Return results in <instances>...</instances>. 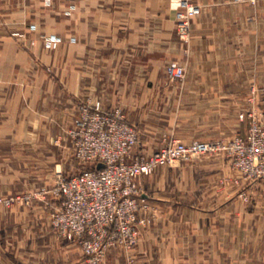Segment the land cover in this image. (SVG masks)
Segmentation results:
<instances>
[{"label":"crops","instance_id":"0c3cea01","mask_svg":"<svg viewBox=\"0 0 264 264\" xmlns=\"http://www.w3.org/2000/svg\"><path fill=\"white\" fill-rule=\"evenodd\" d=\"M179 1L0 0V163L2 157H7L2 155L1 147L8 143L55 147L53 138L73 125L81 104H99L105 111L122 106L128 118L145 110L151 113L147 109L161 92L158 84L165 79L168 62L183 60V43L175 34ZM214 1L221 0L208 2ZM214 8L204 10L193 20L188 68L179 96L180 112L185 114L214 112L211 110L217 94L220 98L225 94L215 89L216 83H225L224 75L220 72L218 78L217 69H213L216 46L232 50V46L241 44L242 28L235 31L231 23L230 28L227 22L222 24L220 18L227 19L230 14ZM21 34L34 44L17 37ZM41 35L59 38V47L47 49L43 40L39 41ZM226 92L232 93L230 89ZM11 130L40 134L27 143L24 138L8 140ZM53 151L49 149V159ZM54 155L53 152L52 159ZM3 176L0 173V178ZM201 178L208 179V175ZM177 189L176 202L163 199V204L175 207L178 224L191 229V234L186 232L177 239L178 251L182 246L184 251L189 240L199 242L195 228H207L205 241L215 243V215L231 209V205L215 204L213 187ZM6 192L5 178L0 180V194ZM51 203L50 198L35 199L26 211L0 213V264H80L79 250L49 226ZM225 223L226 220L224 228ZM231 236L224 237L230 242ZM212 253L209 250L207 255H193L211 260ZM107 257L109 264L124 263L117 250H111ZM153 257L170 256L150 247L137 258L143 260L135 264H152Z\"/></svg>","mask_w":264,"mask_h":264},{"label":"rangeland","instance_id":"374dc122","mask_svg":"<svg viewBox=\"0 0 264 264\" xmlns=\"http://www.w3.org/2000/svg\"><path fill=\"white\" fill-rule=\"evenodd\" d=\"M191 1L200 8V13L197 16H200L204 10L215 7L214 9L218 12L230 14L227 19L220 18L222 24L227 22L226 26L230 28L232 25L235 31L242 28L241 46L234 45L232 50H223L219 45L216 46V66L213 69H217L218 78L220 72L224 75L225 83H216L215 89L216 91H225V94L221 95L224 97L220 98L217 94L218 98L213 102L214 110H211L214 111L213 113L185 114L180 112L179 96L188 68L190 33L188 43L182 42V62L172 59L167 64L177 63L183 66L185 69L184 78L170 82L166 78L165 68V79L161 84H158L159 87H162L161 92L156 94L157 98H153L152 104L147 109L151 113L147 114L143 109L145 110L143 114L138 113L128 118L122 106L110 110H120L124 122L136 129L138 142L132 152L134 159L150 156L176 141L185 144L192 142L226 144L235 138L245 137L250 120L240 121L239 114L242 112L258 114L264 110V0H221L210 2L212 4H209L210 0H202L201 3L198 0ZM21 36L27 44H34L28 36L17 35L18 38H22ZM243 39L246 40V45H244ZM39 41L42 42V35L39 36ZM59 44L55 49H47L56 50ZM229 89L232 93L226 92ZM82 105L84 104L78 107L77 115L72 121L73 125L53 138L52 143L55 147L48 148L42 145L40 147H21L10 145V143L5 148L1 147L4 152L2 155L7 157H2L0 163V173L4 175L0 180L3 181L6 178L9 192L0 194V213L13 210L26 211L35 199L50 198L52 203L49 226L57 236L66 241L68 239L60 234L54 225L53 214L57 210L59 202L49 193L41 195V192L50 191L56 185L58 173L68 177L91 166L76 158L79 151L76 143L78 138H74L70 131L74 127ZM39 134V132L31 130L23 132L11 130L8 132L7 138L8 140L24 138L27 143H31L32 140H36ZM41 138L44 137L41 136ZM53 148L55 157L52 159L53 152H50L49 159L48 151L49 149L52 151ZM210 161L212 163H209ZM222 161L226 165L225 167H223ZM201 175H208V179L201 178ZM137 183L144 196V204L147 205V209L142 208L139 211V222L133 226L135 227V243L132 245L115 244L109 247L102 264H109L107 255L111 250H117L122 254L123 264H135V262L143 260L137 258L143 257L145 250L150 247L157 253L164 252L170 256L169 258L153 257L152 264H264V194L261 190L262 185H249L239 180L225 152L217 151L211 155L161 166L150 175L140 177ZM181 187L187 190L213 187L216 190L215 204L218 206H224V203L231 205V209L226 212L218 211L215 215V243L209 244L205 241L207 228L202 231L195 228L194 234L200 238L199 242L192 243L189 240L187 242L189 245L184 246V251H182L183 246L181 251H178L180 244L177 243V239L186 232L188 235L191 234V229L188 230L187 227L178 224L177 217L179 216L175 207H165L163 199H168L172 203L176 202V198L179 196L177 188ZM16 189L18 190L16 191ZM25 195L32 197L29 206L20 202L10 207L3 203L5 200L21 198ZM55 202H57L56 205ZM225 214L226 218L224 219ZM224 220H226V228H224ZM228 225L232 227L229 228ZM240 225L242 227H239ZM230 234L232 241L229 242L224 236ZM68 241H71L72 245L82 254L80 264H86L88 258L82 253L79 244L75 240ZM209 250L213 251L212 256L214 257L211 260L205 259L206 257L198 259L193 255L195 252L207 255ZM179 252L184 256L181 257ZM186 255L190 258H187Z\"/></svg>","mask_w":264,"mask_h":264},{"label":"built area","instance_id":"2783aa9c","mask_svg":"<svg viewBox=\"0 0 264 264\" xmlns=\"http://www.w3.org/2000/svg\"><path fill=\"white\" fill-rule=\"evenodd\" d=\"M200 8L191 0H180L175 13V31L179 40L188 43L193 19ZM33 28V27H32ZM49 49L61 42L56 37L42 36ZM185 69L177 63L166 67L170 82L184 78ZM239 120H250L245 137L226 144L179 141L146 157H132L138 142L136 129L124 122L120 110L105 111L99 104H84L75 120L71 135L78 138L76 158L91 165L65 177L58 173L50 194L59 202L54 212V225L68 240H75L88 258L86 264H102L109 247L135 243L138 213L144 204L138 180L156 168L188 161L217 151L226 153L238 179L249 185H262L264 194V110L242 112ZM74 131V132H73ZM32 197L5 200L6 206L22 202L29 206Z\"/></svg>","mask_w":264,"mask_h":264}]
</instances>
